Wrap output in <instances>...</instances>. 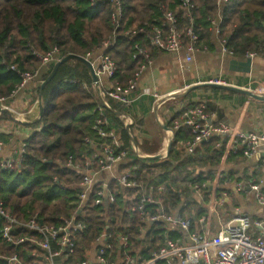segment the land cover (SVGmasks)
I'll return each instance as SVG.
<instances>
[{"label": "trees", "instance_id": "trees-1", "mask_svg": "<svg viewBox=\"0 0 264 264\" xmlns=\"http://www.w3.org/2000/svg\"><path fill=\"white\" fill-rule=\"evenodd\" d=\"M192 3L195 6L193 31L198 37L199 49L212 48L214 37L210 22L219 17L216 43H224L236 58H245L248 53L264 58V0H227L220 11L217 0H192ZM167 10L181 19L179 0H124L120 28L115 33L113 46L105 51L116 66L113 81L122 89L141 66L146 65L142 56L135 55V46L146 48L151 59L155 55V50L149 48L143 36H126L125 32L137 30L145 22L160 20ZM110 12L108 2L91 6L88 0H0V98H9L20 82L18 74L9 70V66L20 72L40 67L33 52L46 54L56 48L61 58L68 54L84 58L88 53H96L111 34ZM184 23L181 20V24ZM54 64H49L33 81L38 83L37 95L40 84ZM194 90L181 97L182 102L189 100ZM107 102L111 108L107 111L110 127L118 132L123 149L127 151V160L114 168L119 175L124 171L131 172L142 188L121 187L111 176L99 172V165L93 163L90 172L96 176L92 189L78 207L80 176L76 174L77 170L66 164L70 160L73 165L81 166V173L87 170L84 164L92 160L96 150L84 139L92 142L97 139L92 127L96 118L93 109L99 105V100L88 69L81 62L72 60L61 65L42 89L41 116L38 121L27 125L32 132L23 142L20 163L12 171L0 170V203L4 210L20 223L36 217L45 225L57 226L65 219L74 218L84 226L74 234V260L77 261L96 253L99 248L97 239L104 231L113 234L115 244L120 237H126L129 255L141 261L150 258L166 238H178V233L171 231L163 221L151 224L127 209L129 199L138 200L149 193L154 200H161L166 213H178L186 218L189 233L200 236L203 225L199 220L207 211V190L201 189L197 193L193 187L213 181L226 139L211 138L201 143L200 149L192 156H184L175 144L191 139V133L189 128L182 127L173 130L171 147L165 159L139 158L134 154L118 116L129 114L131 105ZM194 106L199 104L186 102L165 126L171 129L181 112ZM205 112L210 114L206 108ZM3 117L5 113L1 112L0 119ZM235 158L237 161L245 159L242 148L230 154L226 161ZM195 168L200 171L196 172ZM225 178L221 172L220 185ZM104 184L113 193L114 203L96 205V193L104 188ZM160 185L164 189L162 193L155 190ZM221 193L219 189V200ZM147 210L152 211V206L148 205ZM33 251L30 243L13 246L0 236V256L15 254L23 264H33L36 258L29 257ZM121 254L118 246L113 248L110 260ZM0 264L6 262L0 258Z\"/></svg>", "mask_w": 264, "mask_h": 264}, {"label": "built area", "instance_id": "built-area-1", "mask_svg": "<svg viewBox=\"0 0 264 264\" xmlns=\"http://www.w3.org/2000/svg\"><path fill=\"white\" fill-rule=\"evenodd\" d=\"M88 1L91 6L105 2L110 3L109 23L111 34L102 43L101 48L96 53H88L84 56L93 66L95 75L99 80L97 86L93 85L99 105L93 109L96 118L92 128L96 133L97 139L93 142L88 138L84 139L86 144L92 145L96 150L92 156V160L84 164L87 170L81 173V166L73 165L70 160L66 164V166L77 170L76 174L80 176L78 207L84 203L87 194L92 189L96 176L94 172H90L93 163L99 165V172L112 174L116 164L127 160V151L123 149L118 132L110 127L107 111L111 108L107 101L125 106L131 105L135 101V97L132 94L135 92L140 73L151 62L148 50L136 45L135 55L142 56L146 61V65H142L140 71L134 75V78L128 80L124 89L117 82H114L113 78L116 73V66L105 51L113 46L115 33L120 28L124 0ZM179 3L181 7V19L172 11L167 10L162 13L160 20L154 19L150 22H145L137 30L126 31L125 35H141L144 37L149 48L163 53H173L176 55L183 53V60L180 63V68L183 70L187 64L192 62V55L200 49L198 47V37L193 31L194 17L192 13L195 6L192 0H179ZM226 3L227 0H217L219 11L225 7ZM181 20H184L185 23L181 24ZM210 24L213 37L215 38L219 33L220 18L217 17L211 20ZM220 53L222 55L233 56L224 43L220 44ZM262 53L264 54V51ZM33 55L40 61V67L35 70L20 72L14 69V67L9 66V70L15 71L20 79L19 84L9 95V98L16 90L26 87L39 78L42 70L46 69L49 64L56 63L61 59V55L56 48H52L46 54L33 52ZM257 56L255 53H248L246 55L250 59ZM211 83L222 84L218 81ZM248 90L254 94H264V82L257 83L255 89ZM153 98V106L155 104L157 106L161 97L153 94ZM3 102H5V98H0V108ZM120 120L124 127H129L126 133L130 138L132 149L136 150L135 132L130 129V126L134 124L132 119L127 115H122ZM182 127L189 128L191 133V139L181 140L175 144L176 149L184 156H192L201 143L208 142L211 138L229 140L233 135L231 127L221 122L213 123L210 114L205 112V108L202 105L182 111L179 119L173 122V127L166 132L172 137L173 130H178ZM234 138V143L238 141L242 146V155L245 158L252 157L257 153L260 146H264V131L262 133L248 134L237 132ZM237 150L236 146L233 145L229 149V154H235ZM23 152L24 144H21L13 156L0 160V170L12 171L20 163ZM220 174L221 170L218 169L213 184L206 183L193 187V190L197 193L201 189L207 190V211L205 216L199 220L200 224L203 225L200 236L195 234L187 237V219L178 213H166L161 200H154L152 193H149L143 195L138 200L129 199L127 209L132 214H138L151 224L163 221L171 231L178 232L179 237L176 239L166 238L164 243L157 251L152 253L150 258L141 261L139 258L129 255L126 237H120L118 244H115L113 234L104 231L97 239L99 248L95 253V264H264V222H251L249 216L235 209L233 217L223 222L216 233L211 234V218L216 213L217 208L223 204L226 196V193H221V199H217V192L219 190L217 183ZM111 177L121 187L142 188V185L134 180L131 172L124 171L120 175ZM103 187V189L96 193L95 204L114 203L113 193L107 188V184H104ZM235 188L239 191L250 190L253 193L256 204L264 209V181L237 183L235 184ZM150 189L160 193L164 191L161 185L157 186L155 190L152 187ZM148 205L152 206V211L147 210ZM0 218L2 220L0 228L1 239L13 246L25 242L30 243L35 249L29 256L36 258L33 264H59L58 260H61V264H88L87 259L82 261L74 260L76 252L74 234L84 228L74 218L65 219L57 226L45 225L43 223L39 225L36 217H31L26 222L20 223L4 210L1 203ZM117 246L122 250V254L110 260L113 248ZM0 258L6 264H23L15 254L12 256H0Z\"/></svg>", "mask_w": 264, "mask_h": 264}, {"label": "crops", "instance_id": "crops-1", "mask_svg": "<svg viewBox=\"0 0 264 264\" xmlns=\"http://www.w3.org/2000/svg\"><path fill=\"white\" fill-rule=\"evenodd\" d=\"M183 55V53L176 55L155 50L150 64L141 71L135 92L132 94L135 101L131 104L129 114L122 115H127L132 119L134 124L131 130L135 132V135L140 138L142 136L148 142V139L152 138V134L147 131L144 120L152 113L155 131L159 133V149L150 154L137 146L133 152L139 158L164 155L171 136L161 124L165 126L166 122L175 116L186 102L202 105L209 110L213 123L221 122L233 129V135L229 140L226 139L225 150L217 168V171L221 170L226 177L225 182L221 185L218 179L217 185L222 193H226V196L225 201L217 210L219 212L226 211L222 214L223 221L230 220L237 209L249 216L253 222H264V209L256 204L253 193L248 189L239 191L235 188L237 183L264 181V146H260L257 153L250 158L244 157L245 159L242 161H237L236 158L226 161L230 155L229 149L233 145L238 146V150L242 148L240 144L234 143V135L237 132L248 134L264 131V103L242 94L202 86L193 91L189 100L183 102L181 98L168 100L160 106L157 104L156 110L153 106V94L161 97L162 100L171 94L183 93L193 85L208 82L218 81L242 89H255L257 83L264 82V58L257 56L248 62L247 57L240 59L222 55L220 44L216 43L215 38H213L211 49H200L195 52L192 55V62L181 70L180 63L183 60ZM37 85L38 83L31 82L26 87L16 90L1 105L0 113H5V117L0 119V160L14 155L32 132L27 125L39 119ZM122 115H118L119 119ZM151 124L149 122L147 125L151 128ZM195 171L199 172L200 169L195 168ZM106 175L119 174L114 168L112 174ZM213 183L214 179L210 184ZM225 202L227 206L224 205ZM217 210L211 218V234L216 233L220 226L217 222L219 220ZM189 235L195 234L189 233L188 229L187 237ZM87 260L88 264H95V254H87ZM58 263L61 264V260H58Z\"/></svg>", "mask_w": 264, "mask_h": 264}, {"label": "water", "instance_id": "water-1", "mask_svg": "<svg viewBox=\"0 0 264 264\" xmlns=\"http://www.w3.org/2000/svg\"><path fill=\"white\" fill-rule=\"evenodd\" d=\"M72 60H76V61H79L82 64H84V66L88 69L92 85H94V86L98 85V81L99 80H98L97 76L95 75L93 66L91 65V63L88 60H86L85 58H83L81 56L75 55V54H68V55L62 57L60 60H58L54 64V66L52 67V69H51L50 73L48 74L47 78L40 84V91H39L38 100H37L38 108H39V118H40L41 112H42V106H41V92H42V89L53 78V76L57 72V69L61 65H63L64 63H66L68 61H72ZM247 61L249 62V61H251V59L247 58ZM202 86H210L212 88H217V89L224 90V91H229V92L242 94V95L247 96V97H249V98H251L253 100H256V101L264 103V94H254V93H252L251 91H249L247 89H242V88H238V87H234V86H230V85H225V84H216V83L208 82V83H205V84L193 85V86L189 87L188 89H186L183 93L171 94L169 96H166L158 103V106L162 105L163 103L167 102L168 100L181 98L184 95H186L189 91H191L193 89H196L198 87H202ZM162 127L166 131H169V129L166 126L162 125ZM128 128H129L128 126L125 127V130H127ZM172 139H173V135L168 141V144H167V147L165 149V154L164 155H162V156L158 155V156H153V157H149V158L150 159H154V158L155 159H165L168 156L169 149H170L171 143H172ZM40 223H42V222L40 221Z\"/></svg>", "mask_w": 264, "mask_h": 264}, {"label": "rangeland", "instance_id": "rangeland-1", "mask_svg": "<svg viewBox=\"0 0 264 264\" xmlns=\"http://www.w3.org/2000/svg\"><path fill=\"white\" fill-rule=\"evenodd\" d=\"M155 106H156V104H155ZM148 116L149 117L144 120V123H145V126H146L147 131L150 134H152V138L148 139V142L150 144L142 136L140 138L139 136H136V135H135V142H136L138 148H141V150L147 151L150 154H153V153H155L159 149V147H158L159 133H158V131H155V123H154V120H153V118H154L153 117V114L151 113ZM149 122L152 123L151 124V128L147 125ZM141 139H142V141H141ZM202 199H203V197L201 198V200ZM224 212H226V211L224 210ZM224 212H219L217 210V213H218L217 215H218V218H219V220H217L218 225L219 224L221 225L224 222L223 221L224 218L222 217V214H224Z\"/></svg>", "mask_w": 264, "mask_h": 264}, {"label": "bare ground", "instance_id": "bare-ground-1", "mask_svg": "<svg viewBox=\"0 0 264 264\" xmlns=\"http://www.w3.org/2000/svg\"><path fill=\"white\" fill-rule=\"evenodd\" d=\"M163 99V98H162ZM168 143V142H167ZM38 224L41 225L40 221H38Z\"/></svg>", "mask_w": 264, "mask_h": 264}]
</instances>
